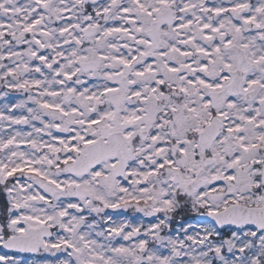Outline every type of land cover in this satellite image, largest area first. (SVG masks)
<instances>
[{"label": "snow or ice", "instance_id": "obj_1", "mask_svg": "<svg viewBox=\"0 0 264 264\" xmlns=\"http://www.w3.org/2000/svg\"><path fill=\"white\" fill-rule=\"evenodd\" d=\"M0 264H264V0H0Z\"/></svg>", "mask_w": 264, "mask_h": 264}, {"label": "rangeland", "instance_id": "obj_2", "mask_svg": "<svg viewBox=\"0 0 264 264\" xmlns=\"http://www.w3.org/2000/svg\"><path fill=\"white\" fill-rule=\"evenodd\" d=\"M128 215H130V214H128Z\"/></svg>", "mask_w": 264, "mask_h": 264}]
</instances>
